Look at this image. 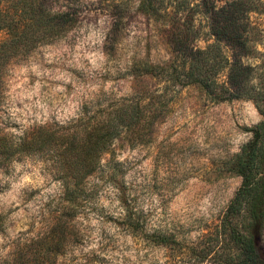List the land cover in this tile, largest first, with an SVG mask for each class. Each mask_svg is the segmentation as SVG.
<instances>
[{"label": "rangeland", "instance_id": "1", "mask_svg": "<svg viewBox=\"0 0 264 264\" xmlns=\"http://www.w3.org/2000/svg\"><path fill=\"white\" fill-rule=\"evenodd\" d=\"M142 1L63 0V10L72 4L78 9L76 25L12 59L0 128L19 138L39 124L106 112L139 92H164L165 80L131 68L135 56L153 63L171 58L162 21L141 12ZM117 3L128 11H112L109 4ZM6 36L0 30V41ZM204 36L200 45L207 44ZM166 90L168 112L156 123L152 140L134 145L127 136L116 138L89 179L99 186L86 187L88 200L79 219L93 239L106 233L107 248L97 264H237L239 247L221 231L242 177L224 161L252 138L249 128L263 117L251 100L211 103L195 85L176 93ZM61 190V181L39 155L0 168V212L5 214L0 252L40 230L44 211ZM122 191L147 213L150 230L171 233L175 241L149 246L118 230L114 218L120 214ZM247 220L239 222L243 234L250 231ZM257 238L264 248V228ZM88 244L96 247L95 240Z\"/></svg>", "mask_w": 264, "mask_h": 264}, {"label": "trees", "instance_id": "2", "mask_svg": "<svg viewBox=\"0 0 264 264\" xmlns=\"http://www.w3.org/2000/svg\"><path fill=\"white\" fill-rule=\"evenodd\" d=\"M62 1L0 0V30L7 34L0 41V107L12 59L76 25L78 9L72 4L63 10ZM122 5L109 4L112 11L127 12ZM139 9L162 21L171 58L153 63L135 56L131 68L165 80L164 92L149 96L139 92L106 112H82L65 123L39 124L19 138L0 128V168L39 155L62 185L44 211L47 217L40 230L0 252V264H97L107 248L106 233L93 239L92 230L79 219L88 200L86 187L99 186V181L90 185L89 179L101 168L116 138L127 136L134 145L151 141L156 123L168 112L166 89L176 93L188 85L198 87L211 103L251 100L263 117L249 128L252 138L224 161L242 183L228 206L221 232L239 247L237 264H264V248L257 238L264 228V0H143ZM202 34L206 45L198 43ZM117 198L118 230L149 246L175 241L171 233L150 230L147 213L126 192ZM4 216L0 212V226ZM245 217L248 234L239 229ZM100 222L105 224L103 219ZM94 240L96 247L86 248Z\"/></svg>", "mask_w": 264, "mask_h": 264}]
</instances>
